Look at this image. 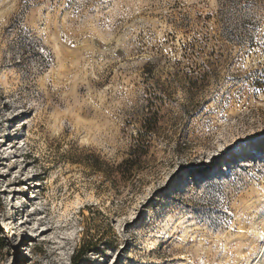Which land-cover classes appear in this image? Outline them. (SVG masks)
Masks as SVG:
<instances>
[{"label":"rangeland","instance_id":"obj_1","mask_svg":"<svg viewBox=\"0 0 264 264\" xmlns=\"http://www.w3.org/2000/svg\"><path fill=\"white\" fill-rule=\"evenodd\" d=\"M262 237L264 0H0V264H264Z\"/></svg>","mask_w":264,"mask_h":264},{"label":"trees","instance_id":"obj_2","mask_svg":"<svg viewBox=\"0 0 264 264\" xmlns=\"http://www.w3.org/2000/svg\"><path fill=\"white\" fill-rule=\"evenodd\" d=\"M146 128V127H145ZM132 152H134V153H137L138 154V156H140V151H138V149H137V146L135 147V149L134 150H132ZM135 155V154H134ZM126 164H129V168L131 167H133L134 166V164L133 163H130V159L129 158H126V159H123L119 164H118V168L119 169H122V171H124V170H127L126 169ZM136 164V163H135ZM124 168V169H123Z\"/></svg>","mask_w":264,"mask_h":264},{"label":"bare ground","instance_id":"obj_3","mask_svg":"<svg viewBox=\"0 0 264 264\" xmlns=\"http://www.w3.org/2000/svg\"><path fill=\"white\" fill-rule=\"evenodd\" d=\"M9 140H10L9 138H8V139H5V140H3V141H2V143H1V145H5V144H6V142H7V141H9Z\"/></svg>","mask_w":264,"mask_h":264},{"label":"snow or ice","instance_id":"obj_4","mask_svg":"<svg viewBox=\"0 0 264 264\" xmlns=\"http://www.w3.org/2000/svg\"><path fill=\"white\" fill-rule=\"evenodd\" d=\"M262 239H264V237H262Z\"/></svg>","mask_w":264,"mask_h":264}]
</instances>
